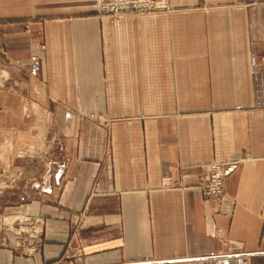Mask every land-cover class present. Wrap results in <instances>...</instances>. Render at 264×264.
<instances>
[{
	"label": "crops",
	"instance_id": "obj_1",
	"mask_svg": "<svg viewBox=\"0 0 264 264\" xmlns=\"http://www.w3.org/2000/svg\"><path fill=\"white\" fill-rule=\"evenodd\" d=\"M98 1L0 0V148L28 144L31 107L56 144L36 166L0 156L43 224L30 254L0 235V264H264V0Z\"/></svg>",
	"mask_w": 264,
	"mask_h": 264
},
{
	"label": "rangeland",
	"instance_id": "obj_2",
	"mask_svg": "<svg viewBox=\"0 0 264 264\" xmlns=\"http://www.w3.org/2000/svg\"><path fill=\"white\" fill-rule=\"evenodd\" d=\"M108 16L112 17L110 15ZM108 16H105V17H108ZM128 16L135 17V15H128ZM2 72H3V69H0V79H2L1 78ZM1 83L2 82H0V84ZM11 87H12V90L14 91L17 89L18 85L15 83H12ZM26 89L27 91L34 90V85L31 84V87H28ZM31 106H32V103H31ZM41 114L42 113H38L36 111V107L30 108L29 116H28L29 118L26 119L30 125V131H27L30 134L28 133V136L26 137L27 138L26 141L28 142L27 145H23L21 148H18V147H14L10 149L0 148V156L3 157L2 162H1L2 163L1 168L3 169V172L9 171L8 159H9L10 154H12L13 156H16L18 166L20 165L21 162L23 163V158L25 154L33 155L34 157L33 165L36 166L37 164L40 163V160H36V158L40 159L41 158L40 156L46 153L48 154L56 153L55 143L40 144L37 142L38 140L37 137L39 135V125L38 124L40 123L41 120L43 122V114L42 115ZM41 124H44V122ZM21 139L22 138H19L16 141H19ZM53 164L55 163L52 162L51 164L50 162V165L52 167H54ZM2 183L9 184V179L7 180L4 179ZM18 188H19V191H21V188L20 187ZM10 193H11L10 186L3 187L2 189L0 188V235L5 236L7 238L10 237L11 239L17 238L19 241L18 244L22 245V250L23 251L26 250L25 253L28 252L30 254L29 248L31 247H29L28 245L24 243H28L31 240L36 241L41 237V234L43 233L42 220L40 218L30 216L28 212L24 210L23 205H24V202L27 201L25 197L24 199L21 197L19 198L20 199L19 205L12 204L13 200L11 198ZM14 203H16V201Z\"/></svg>",
	"mask_w": 264,
	"mask_h": 264
},
{
	"label": "built area",
	"instance_id": "obj_3",
	"mask_svg": "<svg viewBox=\"0 0 264 264\" xmlns=\"http://www.w3.org/2000/svg\"><path fill=\"white\" fill-rule=\"evenodd\" d=\"M99 13L104 16L123 18L128 15H154L172 13L169 0H99ZM237 162H219L209 166L207 183L204 188L210 190L215 196H220L224 189L227 174ZM165 185V181L163 182Z\"/></svg>",
	"mask_w": 264,
	"mask_h": 264
}]
</instances>
